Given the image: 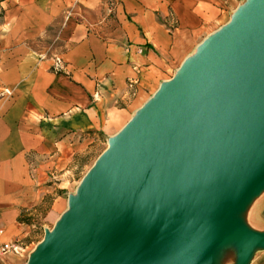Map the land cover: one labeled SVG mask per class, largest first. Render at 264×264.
<instances>
[{"label":"crops","instance_id":"obj_1","mask_svg":"<svg viewBox=\"0 0 264 264\" xmlns=\"http://www.w3.org/2000/svg\"><path fill=\"white\" fill-rule=\"evenodd\" d=\"M261 3L0 1V245L28 250L37 221L57 226L113 142L202 65L213 41L244 32ZM25 253L0 264H30ZM245 264H264V242Z\"/></svg>","mask_w":264,"mask_h":264},{"label":"water","instance_id":"obj_2","mask_svg":"<svg viewBox=\"0 0 264 264\" xmlns=\"http://www.w3.org/2000/svg\"><path fill=\"white\" fill-rule=\"evenodd\" d=\"M257 13L113 142L30 264H185L223 238L243 257L264 242L223 221L264 187V94L250 75L264 58V0Z\"/></svg>","mask_w":264,"mask_h":264},{"label":"rangeland","instance_id":"obj_3","mask_svg":"<svg viewBox=\"0 0 264 264\" xmlns=\"http://www.w3.org/2000/svg\"><path fill=\"white\" fill-rule=\"evenodd\" d=\"M96 155V153H93L86 156L84 168L74 173L75 179H80L83 175L90 172L95 165L93 159ZM70 189L71 191L69 192H72L73 195L76 188L72 189L70 187ZM227 217L229 220L231 219V223L241 225L247 236H264V187L246 193L245 197L233 211L228 213ZM55 227L50 222L37 221L34 230L39 237L33 240L34 244L26 250L24 261L27 260L29 254L35 252L40 241L44 240L46 236L54 235ZM248 253L249 248L246 254L248 255ZM246 258V255L244 257L240 255L239 245L236 240L223 238L214 243L207 254L194 256L185 264H245Z\"/></svg>","mask_w":264,"mask_h":264},{"label":"bare ground","instance_id":"obj_4","mask_svg":"<svg viewBox=\"0 0 264 264\" xmlns=\"http://www.w3.org/2000/svg\"><path fill=\"white\" fill-rule=\"evenodd\" d=\"M250 75L254 76L256 80L255 81L256 91L259 92L260 95H263L264 94V58H262V60L260 61L258 65H256L253 69H251ZM257 103L261 107L264 106V101L262 100H257ZM228 220L229 219L227 217L223 221H228Z\"/></svg>","mask_w":264,"mask_h":264},{"label":"built area","instance_id":"obj_5","mask_svg":"<svg viewBox=\"0 0 264 264\" xmlns=\"http://www.w3.org/2000/svg\"><path fill=\"white\" fill-rule=\"evenodd\" d=\"M59 64H57L58 67ZM27 250V245L22 242H6L0 245V259L8 254H23Z\"/></svg>","mask_w":264,"mask_h":264},{"label":"trees","instance_id":"obj_6","mask_svg":"<svg viewBox=\"0 0 264 264\" xmlns=\"http://www.w3.org/2000/svg\"><path fill=\"white\" fill-rule=\"evenodd\" d=\"M0 1H2V0H0Z\"/></svg>","mask_w":264,"mask_h":264}]
</instances>
